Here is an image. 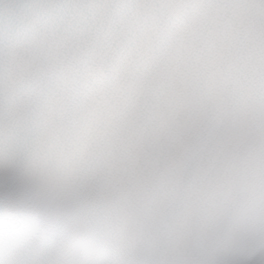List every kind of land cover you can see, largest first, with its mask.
<instances>
[{"label":"snow or ice","instance_id":"snow-or-ice-1","mask_svg":"<svg viewBox=\"0 0 264 264\" xmlns=\"http://www.w3.org/2000/svg\"><path fill=\"white\" fill-rule=\"evenodd\" d=\"M0 264H264V0H0Z\"/></svg>","mask_w":264,"mask_h":264}]
</instances>
